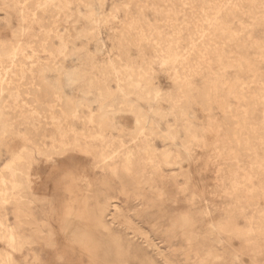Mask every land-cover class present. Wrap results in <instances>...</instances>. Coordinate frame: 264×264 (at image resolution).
Wrapping results in <instances>:
<instances>
[{"label": "rangeland", "instance_id": "rangeland-1", "mask_svg": "<svg viewBox=\"0 0 264 264\" xmlns=\"http://www.w3.org/2000/svg\"><path fill=\"white\" fill-rule=\"evenodd\" d=\"M4 43L16 50L0 54L1 190L8 163L33 161V201L0 191V228L22 238L12 264H89L58 239L68 174L74 193L104 195L97 213L124 264H264V0H0ZM155 90L158 125L134 138L127 95ZM83 95L93 101L73 109ZM61 131L128 153L127 168L103 172L72 148L48 156ZM5 250L0 230V264Z\"/></svg>", "mask_w": 264, "mask_h": 264}, {"label": "bare ground", "instance_id": "bare-ground-1", "mask_svg": "<svg viewBox=\"0 0 264 264\" xmlns=\"http://www.w3.org/2000/svg\"><path fill=\"white\" fill-rule=\"evenodd\" d=\"M21 29H20V31H21ZM21 33H22V31H21ZM157 40H158V38H157ZM147 43H148V41H147ZM12 47H11V45H8L6 43L0 44V54L1 55H4V54L7 55L9 52H11ZM14 49L16 50V48H14ZM14 49H13V51H15ZM138 50L141 51L140 49H138ZM156 54L157 53H155V55ZM9 55H10V53H9ZM158 56H159V54H158ZM196 56H197V54H196ZM158 60H160V59H158ZM156 61H155V63H156ZM44 71H45V74L43 76L44 79L51 77V76H49L50 70H44ZM2 76H3V74H2ZM5 78L7 79V77H5ZM253 79H255V78H253ZM70 81H71V79L68 80V82H70ZM92 82L93 83L91 85L97 90V95L99 97H103V95H104L103 91H105V90L102 89L101 81L96 79V80H93ZM3 84H5V83H3ZM136 85H137V87H139L138 84H136ZM1 86H3V85H1ZM2 89L3 88H1V90ZM9 89H10V87H9ZM9 89L7 88V90H9ZM65 90L67 91V93H69V94L71 93V87H69V83H67V85L65 86ZM126 95H127V93H126ZM161 95H162V93H160L159 90H155V92L154 91L153 92L140 91L139 94L137 95V97H135V98L127 95L129 97V100L127 101V104L125 105V108H126V112L130 113L134 118V126H135L134 134H133L134 138L135 137L138 138V137H140V135H146L147 129L145 128V122L148 119H151V121H152V123H154L155 127L158 125V121L154 118L156 116V114H158V112H157V110H155L154 106H155L156 102L158 101V99L161 97ZM175 95L176 94L174 93V96ZM174 96H173L172 100L176 101L174 99ZM167 99H168V97H167ZM92 101H93L92 99L89 98V100H88L87 97L85 95H83L82 98H80L79 100H73V109L78 108L83 102H87L89 104ZM171 103H172V101H171ZM113 105H114V103H109V102H106L105 104H103L101 113L100 114L98 113L99 115L96 116V118H95L96 124L98 125V128H99L97 135L101 136L102 138L104 137V136H102V133H103L102 130L104 127L102 115ZM249 108H250V106H249ZM33 117H35V116H26V117H24L23 121H25L26 124L31 125L32 124L31 119ZM0 118L1 119L3 118L2 113H0ZM3 122H4L6 128L9 127L10 123L7 121V119L3 120ZM184 124H185V122H184ZM1 127H2V125H1ZM107 129H109V128H107ZM43 144L46 148L44 150L45 154H47L48 156L57 155V154H60L64 151L68 150L69 148H72V149H75V150L83 153L84 155H88V156L91 155L94 158L95 166L98 167V169H100L103 172H107L108 170H110L113 174L118 173V169H117L116 164H118V166L120 168H123V169L127 168V164L129 163V159H130L128 153H124V154L119 155L118 153H115L114 150H111V151L106 153V152H101V150H98V151L94 150L91 147L90 148L89 147L82 148V147H79L77 145L72 146L69 142V138L66 137V135H65V131L59 132L57 139H53L50 143L44 141ZM251 149H252V147H251ZM162 155L164 156V160L166 161V152L163 153ZM147 159L149 161H152V159H153L152 154L149 151H147ZM117 160H118V162H117ZM32 167H33V161L31 162L29 155H27V154H18V156H16L13 161H11L10 163L7 164L8 175H6V178H5L4 173H1L4 175V176L2 175L3 177H1V178H3V181H4L3 190H1V186H0V191H2V193H3V200L5 201V203L11 202V200L13 199L14 196H18L21 199L26 198V199H28L29 202L34 200L32 188H31V177H32V173H33ZM68 177H69V181H70L68 187L66 188V191L68 192V197L66 199H64L61 203L63 205V211L60 212L59 219H58V222L60 221L59 226H58V231H60V236H59L60 238H58L59 242L65 248L69 249V251L72 253L76 252V250H77L79 253L84 254L87 257L89 264H124L122 254H121L117 244L115 243L113 236L108 234L106 228H104L102 226L101 219L97 213L98 204L104 198V195L101 194L100 196L96 197L95 201H91V198L89 196L90 191L88 189H85V188L84 189H78V191L74 193L72 190L74 188V187L72 188V180L73 179L70 176V174H68ZM3 184H2V187H3ZM121 199H122V197H121ZM123 200H124V198H123ZM208 214H209L208 210L204 209L203 215L206 217H209ZM62 216H66V218L64 220H62ZM148 216H149V218L153 217L151 214ZM32 217H33L32 221L36 225V230L39 233V236L42 238V233H41L42 231H40L41 229H39V227H38L39 223L37 221V218H35L33 215H32ZM2 225L3 224L0 222V226H2ZM0 230L3 232V239H4L5 244L7 246V250H5L2 253L3 259H2L1 264H12V262L14 261V255H12V252L19 251V249L21 247L22 238L20 237L16 226L8 224L4 229L0 228ZM170 233H171L170 229L166 230V234H170ZM49 235L51 236L50 233H49ZM66 236H69L71 238L67 239ZM179 240H180V238H179ZM180 241H182V238ZM181 246H183V245H181ZM114 256H116V258H114ZM191 257H192V255H191Z\"/></svg>", "mask_w": 264, "mask_h": 264}]
</instances>
